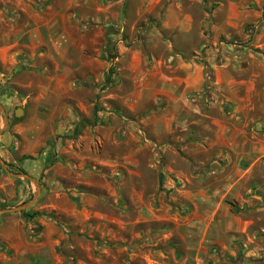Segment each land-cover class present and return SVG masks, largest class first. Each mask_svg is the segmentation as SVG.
<instances>
[{
    "label": "rangeland",
    "instance_id": "rangeland-1",
    "mask_svg": "<svg viewBox=\"0 0 264 264\" xmlns=\"http://www.w3.org/2000/svg\"><path fill=\"white\" fill-rule=\"evenodd\" d=\"M232 1L202 0L211 42L191 57L203 76L187 96L222 122L237 103L208 49L235 79L260 71H241L249 56L264 64V0H243L250 21L227 27ZM179 2L0 0V210L41 190L0 214V264H264V157L206 151L193 134L179 157L150 143L165 13Z\"/></svg>",
    "mask_w": 264,
    "mask_h": 264
},
{
    "label": "crops",
    "instance_id": "crops-1",
    "mask_svg": "<svg viewBox=\"0 0 264 264\" xmlns=\"http://www.w3.org/2000/svg\"><path fill=\"white\" fill-rule=\"evenodd\" d=\"M178 5L176 9L169 7L165 13L166 22L163 27L169 32L171 39L167 41L166 54L160 60V85H153L152 88L156 95H160L162 107L152 109L153 119L147 121V125L151 126L150 143L154 147L163 144L165 154L179 157L178 148L188 135L193 134L192 143L198 145L203 142L206 151V146L210 144L211 148L215 145L225 146L234 152V148H239L241 144L245 158L264 157V121L261 122L258 133L252 129L264 116V64L258 57L249 56V66L241 71L250 73L251 65L255 64L259 65L260 71L258 74L252 72L248 81L235 79L233 73H238L237 70L229 66L232 65L230 63L221 67L216 65L217 50L214 51L210 46L206 59L213 68L216 83L220 85L224 96H232L237 104L229 115L220 109L222 117L227 119V122H222L211 114L214 108L205 110L196 99L189 100L188 95L193 93L192 96H195V92L201 90L203 66L191 57L195 58L199 49L206 47L210 41L203 34V27L208 25L203 14L206 15L207 12L200 8L202 0H180ZM229 7L225 21L227 27L236 25V19L242 23L250 21L249 16L245 18L243 0H233L229 2ZM212 28L215 30L216 25ZM135 57L136 61L141 58L138 54ZM149 90L151 89L148 88ZM56 94H61L59 89ZM153 104L156 105L157 100ZM212 135L216 136L217 141L208 137Z\"/></svg>",
    "mask_w": 264,
    "mask_h": 264
},
{
    "label": "water",
    "instance_id": "water-1",
    "mask_svg": "<svg viewBox=\"0 0 264 264\" xmlns=\"http://www.w3.org/2000/svg\"><path fill=\"white\" fill-rule=\"evenodd\" d=\"M0 110L2 111L3 116H4L5 127H7L8 122H9V118L7 117V115L5 113V110H4V108L2 107L1 104H0ZM21 114H22V111L20 109H18L16 111L15 116L19 117ZM1 132H2V130H0V133ZM22 176H24L25 178H27L30 181H34L38 185L37 181L35 179L31 178L30 176H28V175H22ZM40 191L41 190H40V187L38 185L37 194L34 196V198L30 202H28L26 204H23V205H20V206H17V207H15L13 209L0 210V214H3V213H16V212H21L23 210H26L27 208H29L30 206H32L36 202V200H37V198H38V196L40 194Z\"/></svg>",
    "mask_w": 264,
    "mask_h": 264
},
{
    "label": "trees",
    "instance_id": "trees-1",
    "mask_svg": "<svg viewBox=\"0 0 264 264\" xmlns=\"http://www.w3.org/2000/svg\"><path fill=\"white\" fill-rule=\"evenodd\" d=\"M24 173V172H23Z\"/></svg>",
    "mask_w": 264,
    "mask_h": 264
}]
</instances>
